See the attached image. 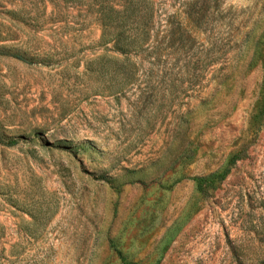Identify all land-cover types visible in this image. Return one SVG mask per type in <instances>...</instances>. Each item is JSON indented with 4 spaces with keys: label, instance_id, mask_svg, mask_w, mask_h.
<instances>
[{
    "label": "rangeland",
    "instance_id": "1",
    "mask_svg": "<svg viewBox=\"0 0 264 264\" xmlns=\"http://www.w3.org/2000/svg\"><path fill=\"white\" fill-rule=\"evenodd\" d=\"M0 138V264H264V0H0Z\"/></svg>",
    "mask_w": 264,
    "mask_h": 264
},
{
    "label": "trees",
    "instance_id": "2",
    "mask_svg": "<svg viewBox=\"0 0 264 264\" xmlns=\"http://www.w3.org/2000/svg\"><path fill=\"white\" fill-rule=\"evenodd\" d=\"M137 8L125 7L123 9L109 8L107 12L101 11L103 27L105 29L104 35H109L112 38H121V43L117 44L118 49L122 52L129 53L130 51L142 52L149 48V32L145 30H140V24L137 28H133L132 24L129 23V19L137 15ZM146 25H143L145 29ZM140 30V31H139ZM140 38L142 42L138 44L136 40L131 37ZM20 60H24L23 57H17ZM0 143H3L0 138ZM17 143V140H12L7 145L13 146ZM237 158L233 159V163ZM226 172L222 175H214L213 177L222 180ZM199 181H201L199 179Z\"/></svg>",
    "mask_w": 264,
    "mask_h": 264
}]
</instances>
